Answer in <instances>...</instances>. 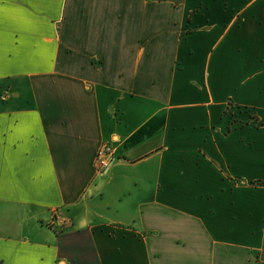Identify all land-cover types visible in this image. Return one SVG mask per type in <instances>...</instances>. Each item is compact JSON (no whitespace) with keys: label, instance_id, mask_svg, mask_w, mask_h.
<instances>
[{"label":"crops","instance_id":"obj_1","mask_svg":"<svg viewBox=\"0 0 264 264\" xmlns=\"http://www.w3.org/2000/svg\"><path fill=\"white\" fill-rule=\"evenodd\" d=\"M240 107L264 0H0V264H264Z\"/></svg>","mask_w":264,"mask_h":264},{"label":"built area","instance_id":"obj_2","mask_svg":"<svg viewBox=\"0 0 264 264\" xmlns=\"http://www.w3.org/2000/svg\"><path fill=\"white\" fill-rule=\"evenodd\" d=\"M115 155L114 148L110 142L104 143L97 151L95 166L98 171L108 168L113 162Z\"/></svg>","mask_w":264,"mask_h":264},{"label":"rangeland","instance_id":"obj_3","mask_svg":"<svg viewBox=\"0 0 264 264\" xmlns=\"http://www.w3.org/2000/svg\"><path fill=\"white\" fill-rule=\"evenodd\" d=\"M241 113H243L245 116H248L246 119V122H250L251 124H254L255 126H264V121L263 123H259V121H255L254 116H257L255 113H253L252 109L248 107H240L238 108Z\"/></svg>","mask_w":264,"mask_h":264},{"label":"trees","instance_id":"obj_4","mask_svg":"<svg viewBox=\"0 0 264 264\" xmlns=\"http://www.w3.org/2000/svg\"><path fill=\"white\" fill-rule=\"evenodd\" d=\"M253 118H255V121L259 120L258 116H254Z\"/></svg>","mask_w":264,"mask_h":264}]
</instances>
